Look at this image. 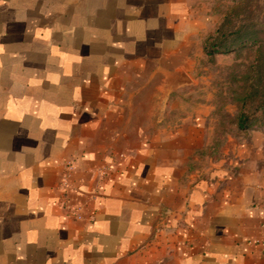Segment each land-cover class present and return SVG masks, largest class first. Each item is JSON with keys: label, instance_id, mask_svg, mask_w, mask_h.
<instances>
[{"label": "crops", "instance_id": "0c3cea01", "mask_svg": "<svg viewBox=\"0 0 264 264\" xmlns=\"http://www.w3.org/2000/svg\"><path fill=\"white\" fill-rule=\"evenodd\" d=\"M211 25L203 0H0V264H264V131L217 142L193 105Z\"/></svg>", "mask_w": 264, "mask_h": 264}, {"label": "rangeland", "instance_id": "374dc122", "mask_svg": "<svg viewBox=\"0 0 264 264\" xmlns=\"http://www.w3.org/2000/svg\"><path fill=\"white\" fill-rule=\"evenodd\" d=\"M203 2L206 4L211 26L216 28L226 11L237 0H203ZM205 39L202 44L203 50H199V53L194 55L196 64L193 74L198 77V82L192 84L194 91L192 100L195 105L202 98L211 106L208 123L214 128L219 142L239 132L235 122L239 111V97L243 95L249 83L248 76L252 72L251 65L254 62L255 51L254 47H244L210 56L204 50Z\"/></svg>", "mask_w": 264, "mask_h": 264}, {"label": "trees", "instance_id": "16d2710c", "mask_svg": "<svg viewBox=\"0 0 264 264\" xmlns=\"http://www.w3.org/2000/svg\"><path fill=\"white\" fill-rule=\"evenodd\" d=\"M234 21H238L234 23ZM264 0H237L204 41L206 54L254 47L248 85L239 97L236 125L239 129L264 131Z\"/></svg>", "mask_w": 264, "mask_h": 264}, {"label": "built area", "instance_id": "2783aa9c", "mask_svg": "<svg viewBox=\"0 0 264 264\" xmlns=\"http://www.w3.org/2000/svg\"><path fill=\"white\" fill-rule=\"evenodd\" d=\"M264 244V243H263ZM263 254H264V249H263Z\"/></svg>", "mask_w": 264, "mask_h": 264}]
</instances>
